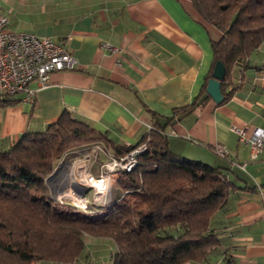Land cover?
Here are the masks:
<instances>
[{
    "label": "crops",
    "instance_id": "obj_1",
    "mask_svg": "<svg viewBox=\"0 0 264 264\" xmlns=\"http://www.w3.org/2000/svg\"><path fill=\"white\" fill-rule=\"evenodd\" d=\"M0 10L10 29L64 41L77 60L73 69L53 71L45 88L31 81L34 102L25 92L14 103L0 100V147L44 130L66 110L106 133L114 153V145H135L154 125L174 153L221 167L239 187L216 219L221 250L185 264H264V148L253 158L231 128L244 127L247 136L264 128V42L242 77L236 71L231 97L217 103L202 90L222 33L192 0H0ZM121 194L115 185V198Z\"/></svg>",
    "mask_w": 264,
    "mask_h": 264
},
{
    "label": "trees",
    "instance_id": "obj_2",
    "mask_svg": "<svg viewBox=\"0 0 264 264\" xmlns=\"http://www.w3.org/2000/svg\"><path fill=\"white\" fill-rule=\"evenodd\" d=\"M192 1L222 33L213 41V67L202 92L221 60L226 100L238 87L236 71L242 77L264 42V0ZM0 95L7 96L0 99L3 104L15 102ZM149 136L139 165L118 180L122 196L95 214L56 204L45 193L46 178L66 145L99 140L110 147L106 133L66 110L44 130L0 147V264H76L88 255L85 233L112 239L113 264H185L219 252L223 241L216 218L239 187L221 167L174 153L164 132ZM113 147L121 155L134 145Z\"/></svg>",
    "mask_w": 264,
    "mask_h": 264
},
{
    "label": "built area",
    "instance_id": "obj_3",
    "mask_svg": "<svg viewBox=\"0 0 264 264\" xmlns=\"http://www.w3.org/2000/svg\"><path fill=\"white\" fill-rule=\"evenodd\" d=\"M9 23L10 17L0 10V94L13 98L16 94L25 92V99L34 102L38 89L30 87L31 81L37 80L39 89L45 88L53 71L73 69L77 60L67 50L64 41L56 42L48 36L15 31L9 28ZM101 46L110 51L116 50V47L107 42H103ZM231 128L239 135L241 142L250 146L251 156L258 157L264 148V128H254L250 136L246 135L244 127L234 125ZM151 131L162 130L148 125L147 138L121 155H116L100 141L81 149L82 158L88 159L87 162L92 164L85 162L84 165H78L77 160L76 168L68 173V185L54 182L55 201L88 214L113 205L118 199L114 196L116 183L121 174L132 172L139 165V156L148 148ZM215 150L222 157L229 154V150L222 145H217ZM92 158L99 161L97 175L90 171L91 166L95 164ZM241 166L245 167V163ZM57 172L58 167L55 173ZM63 172L65 174L67 171ZM87 190L91 191L90 196L85 195Z\"/></svg>",
    "mask_w": 264,
    "mask_h": 264
},
{
    "label": "rangeland",
    "instance_id": "obj_4",
    "mask_svg": "<svg viewBox=\"0 0 264 264\" xmlns=\"http://www.w3.org/2000/svg\"><path fill=\"white\" fill-rule=\"evenodd\" d=\"M97 142H99V140H86V141H80V142L74 141V143L66 145L64 147V150L61 153V155L55 160V166H54L53 171L46 178L47 188L45 189V193H47L48 195H51L54 199V195H55V188L53 186L54 182H55V184H59V185H61V184H67L68 185L69 184L68 173L71 172V170L76 168L75 165L77 163L75 164V162L77 160H78V165H81V164L84 165L85 162L89 163V165H91L92 163L90 161L87 162L88 159L82 158V155H80V150L83 148L89 147V146H91ZM103 144L106 145L104 142H103ZM92 159L94 160V158H92ZM93 160H92V162H93ZM94 163L95 164H93L91 166L90 171L93 172L94 175H97L98 174V167H99L98 163H99V161L94 160ZM57 167L59 168V172L55 173ZM62 168H64V170H62ZM65 170L67 172L64 174L63 171H65ZM53 173H55V174L53 175ZM69 176H70V174H69ZM117 184H118V182L116 183V185ZM118 186H119V184H118ZM84 191H85V189H84ZM84 191H83V193H84ZM122 193H123V190H122ZM85 195L90 196L91 191L87 190ZM55 203L58 204L56 201H55ZM58 205H60V204H58ZM68 207H70V206H68ZM103 208H107V207H103ZM73 209H75V208H73ZM103 212H104V210L102 211V213ZM89 214H95V213H89ZM84 240H85V243L87 245L86 251H88V255L84 256L76 264H111L110 259L113 256V253L116 250L115 249L116 247L111 242L110 239L92 236L88 233H85ZM220 254L224 257L226 256V253H224V252H222ZM224 261L226 262L225 264H235L234 262L229 261L226 258H224ZM44 262L49 263V261H43V262L32 261L30 264H40V263H44ZM56 264H58V263H56Z\"/></svg>",
    "mask_w": 264,
    "mask_h": 264
},
{
    "label": "water",
    "instance_id": "obj_5",
    "mask_svg": "<svg viewBox=\"0 0 264 264\" xmlns=\"http://www.w3.org/2000/svg\"><path fill=\"white\" fill-rule=\"evenodd\" d=\"M226 66L221 60H217L212 72V77L209 78L206 87L207 92L217 103L224 100V94L221 89V82L225 79Z\"/></svg>",
    "mask_w": 264,
    "mask_h": 264
}]
</instances>
